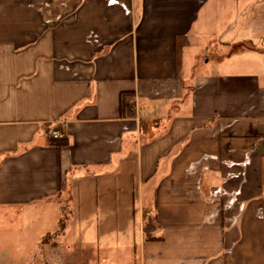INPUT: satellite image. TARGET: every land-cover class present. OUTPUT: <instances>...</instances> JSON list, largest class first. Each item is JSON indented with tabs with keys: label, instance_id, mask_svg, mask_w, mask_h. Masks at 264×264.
<instances>
[{
	"label": "crops",
	"instance_id": "0c3cea01",
	"mask_svg": "<svg viewBox=\"0 0 264 264\" xmlns=\"http://www.w3.org/2000/svg\"><path fill=\"white\" fill-rule=\"evenodd\" d=\"M242 3L0 0V216L22 219L0 231L40 245L61 193L73 217L52 258L97 230L127 232L107 244L127 264H264V72L251 56L222 71L227 48L255 52L232 39L264 37ZM146 214L162 240L145 241Z\"/></svg>",
	"mask_w": 264,
	"mask_h": 264
},
{
	"label": "rangeland",
	"instance_id": "374dc122",
	"mask_svg": "<svg viewBox=\"0 0 264 264\" xmlns=\"http://www.w3.org/2000/svg\"><path fill=\"white\" fill-rule=\"evenodd\" d=\"M243 5L240 7V13L243 16L252 15L253 19L259 21L260 30L264 27V0H242ZM256 3V5H245L246 2ZM247 32H244L246 34ZM264 35V32L260 33ZM236 43L245 42L249 40L250 47L255 48V52H249V50L238 51L234 53L233 57L230 54V47L227 48V60L225 61L222 71L234 73L237 69L235 65L236 61L239 63H245L248 57H253V66H242L243 69H252L259 73L264 72V37L258 38H234L232 39ZM240 48V46H238ZM244 53V54H243ZM205 65L198 72L204 70ZM140 215H136L135 223L138 226L141 222ZM20 223L21 218L18 215H8L6 217L0 216V224L5 223ZM51 228V227H47ZM44 228L43 230H46ZM49 230V229H47ZM104 231L89 230L85 232H79L75 230L71 232V235L66 239L64 246L56 252V259L52 258V250L50 248L45 249L43 254L40 245L34 241V231L30 232L26 237V244L21 245V241L16 235H11L9 232L0 231V264H127L129 251L125 248L110 249L108 243L124 242L125 237L122 236L127 232H121L114 237V240L104 237ZM139 232V226L130 232L134 235ZM20 244V245H19ZM58 253V254H57ZM50 259L51 261H45L44 259Z\"/></svg>",
	"mask_w": 264,
	"mask_h": 264
},
{
	"label": "trees",
	"instance_id": "16d2710c",
	"mask_svg": "<svg viewBox=\"0 0 264 264\" xmlns=\"http://www.w3.org/2000/svg\"><path fill=\"white\" fill-rule=\"evenodd\" d=\"M134 92H124L120 95V114L124 118L135 117V105L133 104ZM49 138V144L57 147H65L69 144V140L65 137L54 138L53 131H59V127L45 126ZM55 199L61 203V218L59 221V228L56 232L47 233L43 236L40 242V248L42 249L46 245L50 244L54 247L57 246L56 242H53L59 236H65L67 229L71 223L73 217V209L71 208V198H63L61 193H58ZM157 227L155 215L146 214L143 225V233L145 241H158L162 240V237H157L154 233Z\"/></svg>",
	"mask_w": 264,
	"mask_h": 264
},
{
	"label": "built area",
	"instance_id": "2783aa9c",
	"mask_svg": "<svg viewBox=\"0 0 264 264\" xmlns=\"http://www.w3.org/2000/svg\"><path fill=\"white\" fill-rule=\"evenodd\" d=\"M53 137H54V138H61V137H63V136H62V134H61L59 131H54V132H53Z\"/></svg>",
	"mask_w": 264,
	"mask_h": 264
}]
</instances>
